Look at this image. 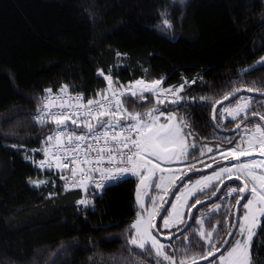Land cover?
I'll return each mask as SVG.
<instances>
[{"label":"trees","instance_id":"16d2710c","mask_svg":"<svg viewBox=\"0 0 264 264\" xmlns=\"http://www.w3.org/2000/svg\"><path fill=\"white\" fill-rule=\"evenodd\" d=\"M262 57L264 0H0V264L161 263L151 247L130 244L139 179L92 194L84 206L80 193L67 189L58 174L38 167L57 126L54 121L40 126L34 118L48 89L67 86L98 99L107 84L100 72L117 91L140 79L183 86L172 100L129 94L123 103L142 122L166 113L187 125L194 143L185 163L189 172L197 170L206 147L213 153L236 147L240 127L264 123L252 115L264 114V69L245 73ZM249 88L257 90L247 119L220 130L212 120L216 106L234 105L242 94L229 99L231 94ZM220 184L197 194L190 205L214 196ZM230 184L242 186L228 183L193 215L206 231L216 229L212 238L219 249L233 229L241 196L223 200ZM190 226L172 240L177 264H191L207 251L195 234L199 224L192 219ZM251 252L253 264H264V232H257Z\"/></svg>","mask_w":264,"mask_h":264},{"label":"snow or ice","instance_id":"6c2138e0","mask_svg":"<svg viewBox=\"0 0 264 264\" xmlns=\"http://www.w3.org/2000/svg\"><path fill=\"white\" fill-rule=\"evenodd\" d=\"M168 27L172 25L168 23L167 20L164 21ZM264 69V58H262L256 65H253L249 69L245 70V73H250L256 70ZM100 75H104L103 72ZM106 80L109 81V89L112 88V81L109 76L104 77ZM137 84H143V81H137ZM161 84L160 80L154 81L151 85H145V89L148 91H152L154 88H157ZM183 86H181L182 88ZM249 91H254L257 89L249 88ZM51 93V89L47 90ZM61 91L66 92L67 86H65ZM168 91H173L169 89ZM236 91H239L237 89ZM264 91V90H262ZM232 93L231 95H234ZM97 95H102L98 93ZM123 95V93H121ZM130 95L135 97L137 93L135 91H131ZM113 96H116V93L113 92ZM103 100H108V97L102 96ZM77 102L83 99L81 96H77L75 98ZM140 99H144L141 95ZM224 99H228L226 95ZM162 102V101H161ZM176 102V101H173ZM95 106L96 115H93V107ZM248 103L237 104L235 109L230 110L229 108H224V112H228V114L232 117L233 120L240 116L241 113L246 112L249 108ZM88 115L97 120L100 123L101 127H114L112 124V120H101L102 117H110L114 118L115 112L112 110H105V103L102 100H87L86 105H83ZM123 108V103L119 97L116 99L115 109L118 111ZM45 109H47V104H45ZM125 113H127V109H124ZM155 111V109L153 110ZM75 115V114H73ZM128 118L131 120L136 121V124L131 125L127 130L132 131L135 130L137 133V138L130 139L129 137L121 138L116 134L113 133L111 139L115 142L118 150V146L122 144L124 148L128 147V143L132 144V147L137 151L131 152L127 155L128 165L123 168H117L116 171L119 175H108V179L119 180L122 179L124 174L131 172L132 175H138L141 179V184L145 185L151 177L155 174L156 170L159 168V165H152V167H148L151 165V160L147 159V157L155 156L158 160L165 159L170 160L175 158L176 151L170 147V145H174L176 149L179 150L180 154L184 153V138L181 135V128L179 124H156V120L159 117H156L151 123H142L141 122V114L140 113H127ZM147 115L151 116V111L147 113ZM252 115H259L260 120L264 121V114L255 113L253 112ZM247 119V117H244ZM176 119L175 116H169L168 120ZM213 119H216L215 110ZM40 123H44L43 115L38 118ZM54 122L57 125H64L68 120H71L73 124H76L77 121L72 119L71 116L65 115L61 113L59 116L53 117ZM180 123H183L181 120ZM116 124H119V120L116 121ZM187 126V125H185ZM79 127V125H78ZM84 127L87 128L88 134H94V126L91 123L84 124ZM237 128L240 127L238 123L236 125ZM190 134V133H189ZM258 134V135H257ZM63 135V132H58L56 135V139L59 140L60 137ZM105 138L104 143L108 145V132L105 131L102 134H96L95 139L99 141L100 136ZM49 140L53 139V137L49 136ZM74 139L76 141H85L87 139L86 135H75ZM73 140V135L68 136V141L71 143ZM247 149L241 147V145H237L235 148L229 149L227 155L224 156L225 159L231 157L234 160H240L243 156H248L251 154L255 147L260 149V156L264 157V126L261 124L255 125V132L251 133L249 138L246 141ZM231 143V141H228ZM88 148H91V145H87ZM194 147V145H193ZM80 149V144H76L75 148L72 151H78ZM104 151V149H98L97 154L99 155L100 152ZM113 148L108 147V155L111 157ZM212 151V149H209ZM123 156V153H120ZM123 162V161H122ZM66 167V165H65ZM140 168H147L148 175H143L140 173ZM257 169L260 171L257 172ZM81 171H83L81 169ZM235 171L237 180H243V186L240 187H233L230 189V193L239 192L241 194L250 193L251 199H247V203L243 204L242 207L246 210L243 216V223L239 225L240 227V234L245 236L244 240H237L235 242V246L231 247V249L227 252V255L221 254L219 257V264H253L252 260V247H253V237L257 235V232L253 231V228L260 224L259 218H264V160H251L247 164H235L231 168H221L219 171L214 173V176L204 177L203 180H197V185H203V187L198 188V191L203 192L205 188L210 186V183L213 179L220 180L221 177L227 173L228 178L231 179L233 172ZM75 169L73 170V175L75 176ZM163 180V177H161ZM171 182V181H169ZM222 182V181H221ZM40 183H43L41 181ZM249 184L251 187L249 188ZM83 186V185H81ZM156 187H161L160 184L155 185ZM97 187H101L100 184H97ZM167 191V189H164ZM215 192H213V195ZM189 195H195L194 192H189ZM177 201H181V196L176 197ZM246 199L245 195H241L239 199L235 201L236 205H240V201ZM137 200H140L139 189L137 190ZM187 197L184 198L183 203L181 204H172L173 213H169L167 216L162 217L163 219V227L168 229L173 226H179L185 224L182 214L179 211L180 207H183L186 204ZM81 204H87L86 200L79 201ZM201 203L199 199H197L192 205H188L189 208H194L196 204ZM219 208V206H217ZM167 212V209H164ZM158 214V209H154L152 212L148 213V220L144 221L140 218L137 219L135 223L132 224V228L135 229V235L131 238L130 243L139 249H145L146 245L151 242V248L155 250L157 256H163V259L168 260L170 264H175L173 259L163 252L165 245L161 244L160 241L154 236L151 232V229L156 228L157 226L154 225L151 221L152 218ZM194 223L201 225V230L196 232L200 238V240L204 241V244L207 246V251L199 256L198 258L194 257L192 259V264H196L197 259H204L207 260L209 257H214L215 253L219 251V248L216 247V242L213 241V232L216 231L215 228H212L210 231L203 230V220H195L194 216L192 217ZM187 228H191L190 225L186 226ZM184 231V229H181ZM258 231L264 232V226H261ZM228 235H232L231 232ZM170 238V237H169ZM224 243H228V241H224ZM180 264H185L184 260L180 261ZM255 264H260L259 261H255Z\"/></svg>","mask_w":264,"mask_h":264},{"label":"built area","instance_id":"2783aa9c","mask_svg":"<svg viewBox=\"0 0 264 264\" xmlns=\"http://www.w3.org/2000/svg\"><path fill=\"white\" fill-rule=\"evenodd\" d=\"M100 76L104 78L108 75L104 73V75ZM163 88L165 87L163 83H161L159 89H153L152 91L143 93L155 95L160 101L164 102L173 99L181 86ZM169 89L173 91H168ZM105 90L106 93L103 96L108 97V100L105 101L102 97L92 100H102V102L105 103V110L110 109L115 112L112 121L114 127H101L100 123L92 119L83 107V105H86L87 100H89L86 98V95L83 93H75L70 88H68L66 92L60 89L57 92L45 93L42 97L43 108L34 117L35 121L40 126L45 125L47 122L54 121L53 117L59 116L61 113L71 116L72 119L77 121L76 124H73L71 120H68L66 124L56 126L51 135L53 139H48L43 149V159L38 163V167L42 170H48L53 174H58L67 189L75 190L80 193V201H88L92 194L101 192L125 179L135 178L137 176L129 172L124 174L123 178L119 180L107 178L108 175H119L116 171L118 167L123 168L125 166H130L128 165L127 155L131 154L130 150L131 152L137 151L132 147L130 142L127 148H124L121 144L118 146L117 150V146L111 137L113 133H116L121 140L123 137H129L130 139L137 138L135 130H127L131 125L136 124V121L128 118L127 113H130L128 110L127 113H125L124 109L127 108L123 103V97L130 94L131 91L137 93L138 90L130 88L127 89L126 93H124V91L118 92L113 88L109 89V83ZM113 92L116 93V96H113ZM121 93H123V95H121ZM77 96H81L83 99L77 102L73 99ZM117 97H119L123 103V108L118 111L115 109ZM45 104H47V109H45ZM92 107L94 109L93 115H96L95 106ZM42 115L44 123H40L38 120ZM100 119L103 120L102 118ZM117 120H119V124H116ZM86 123H91L94 126V134H88L87 128L84 127ZM105 131L108 132L107 146L104 143L105 138L102 135L99 141L95 139L96 134H102ZM58 132H63L59 140L55 138ZM69 135H73L71 143L68 141ZM75 135H86L87 139L85 141H76L74 139ZM76 144H80V149L78 151H72ZM87 145H91V148H88ZM108 147L113 148L111 157L108 155ZM98 149H104V151L100 152L98 155ZM120 153L124 155L121 156ZM147 159L153 161L151 157H147ZM74 169L76 173L75 176L73 175ZM81 169L83 171H81ZM97 184H100L101 187H97ZM82 205L86 206L87 204Z\"/></svg>","mask_w":264,"mask_h":264},{"label":"rangeland","instance_id":"374dc122","mask_svg":"<svg viewBox=\"0 0 264 264\" xmlns=\"http://www.w3.org/2000/svg\"><path fill=\"white\" fill-rule=\"evenodd\" d=\"M137 81H143V84H137L136 83ZM137 81L131 83L130 85L125 86L124 89H123L124 93H126L127 89H130V88L138 90L137 93H143V92L148 91V90L144 89L145 85L146 84L147 85H151L152 84V83L147 82V81L142 80V79L137 80ZM161 83H163V82L161 81ZM160 85L157 88H154V90L155 89H159ZM67 89H68V87H67ZM163 89H165V88H163ZM181 90L182 89L180 88L176 92L177 96H178V94H179V92ZM160 92H161V90H160ZM252 98H253V95L251 93H244V94H242L240 96V98L236 101V103L234 105H229V104L222 105L218 109V112L216 113L217 114V125H218V128L220 130H225V129H223V126H225L227 122L236 121V120L240 119L241 117L246 116V114L250 111L251 104H252ZM242 103H248L250 106H249V108L247 109L246 112L241 113L240 116H237V118L235 120L232 119V117L228 114V112H224L223 111L224 108H229L230 110L235 109L237 104H242ZM170 115L171 116H175L174 114H166V113L154 114L148 121H145V122H142V123H151L156 117H159V119L156 120V124L157 125L164 124L166 122L170 123V124H179V126L181 128V135L184 138V149H185L184 153L180 154L179 150L176 149L174 145H170V147L173 148V150H175L176 153H177L175 158H173L170 162L166 163V162L161 161L160 159L158 160L155 157L156 160L158 162H160L162 165L158 164L159 168L156 170L155 174L151 177V180H149L147 182L146 186L143 185V187L139 189V194H140L139 202L137 200V195H136V200H137V205H138V209L139 210H138V214H137L136 220L133 223H135L138 218H140L141 220H144V221L148 220V218H149L148 217V213L152 212L154 209H158V214L155 215L152 218V221H151L154 224L156 219H157V217H158V215H159V213L164 208L170 193L172 192L174 187L177 185V183L181 180V178L185 175V173L190 168V167H186L185 163H186V160H187L189 154L191 153V150L194 148L193 147L194 143L191 141V137L189 136V132H188L185 124L184 123H180V121L177 118L174 119V120H168V117ZM261 125L264 126V123L261 124ZM239 130H240V133H241V137H240V139L238 141V144L241 145V147L247 149L248 145H247V143H244L243 141H246L249 138L250 134L255 132V127L254 128H249V127L243 125L242 127L239 128ZM209 149H212V151H209ZM251 154H260V149L258 147H255L253 149V151L251 152ZM203 155H204L203 156L204 158L194 165L195 167H197V169H201V170L208 169V168L212 167L213 165L228 159V158L227 159L224 158V156L226 154L213 153V148L209 147V146L206 147L203 150ZM229 160H234V159H232L230 157ZM251 160L259 161V160H264V158L259 157V156H255V157H252V158H249V159H246V160H242L241 163H239V161H233L231 164H226V165L217 167L214 170L208 171L206 173H199V174H197L195 176L189 177L188 180L173 195L172 200H171V202L169 204V207H168L167 212L165 213L164 217L167 216L169 213H173L172 204H178L179 205V204L183 203L184 198L187 197L186 204L183 207L179 208V211L182 214L183 219L185 221L186 212L188 210V205H190L191 199L194 198L197 194L200 193V191H198V188L203 187L202 184L201 185H197L196 184L197 180H203L204 177L214 176V173L219 171L221 168H231L235 164H242V163L243 164H247ZM152 165H157V164L151 162V165H148V167L150 168V167H152ZM139 171L143 175H148L147 168H140ZM259 171L260 170L257 169V172H259ZM233 176H236L235 171L233 172L232 177ZM161 177H163V180H161ZM226 178H228L227 173H225L221 177L220 180L213 179L211 181V183H210V186L205 188L204 191L208 190L213 185L219 184L221 181H224ZM140 181H141V179H140V176H139V182ZM169 181H171V182H169ZM157 184H160L161 187H159V188L156 187L155 185H157ZM233 187H237V186L234 185V184L228 185V188L224 192L223 200H225L227 196H234V195L237 194V192L236 193H230V189L233 188ZM250 187H251V184H250ZM165 188L167 189V191L164 190ZM189 192H194L195 195H189ZM177 196H181V201H177V199H176ZM248 199H251V195L248 197ZM245 203H247V200L243 204H245ZM245 211L246 210L242 207V212H241V215H240V223H239V225L241 223H243V216H244V212ZM258 219H260V224H258L256 227L253 228V231H255V232H258V229L261 226V221H262L263 218H259L258 217ZM199 220H202V219H199ZM182 225L173 226V227H170L168 229H165L163 227V219H162L158 223V232H159V234L161 236H159L157 234V232L155 231L154 228L151 229L152 234L154 236H156V238L160 241L161 244L165 245V247L163 249V252L165 254H167L168 256H170L173 259V261L175 262V264H177L176 263L177 255L174 254V245H175V243L173 241H165L163 239V237H168V236L173 235L174 233H176L177 231L180 230V227ZM199 226H200V230H201V225L199 224ZM203 230L206 231V229L204 227V224H203ZM237 231H238L237 236H236V233L234 235L235 239L233 241V244L230 247H228V249L223 253V255L226 256L227 252L231 249V247L235 246V242L237 240L243 241L245 236L247 235V233H245L244 235L240 234V227L239 226H238ZM133 232H134L133 233V236H134L136 234L135 233V229H133ZM255 237H256V235L253 237V241H254ZM176 244H177V242H176ZM147 247H151V242L150 241L146 245L145 249ZM219 257L217 259L207 263V264H219ZM157 258H158V261L161 262L162 264H170V262L168 260L163 259V256H157ZM161 263H159V264H161Z\"/></svg>","mask_w":264,"mask_h":264},{"label":"water","instance_id":"95a60500","mask_svg":"<svg viewBox=\"0 0 264 264\" xmlns=\"http://www.w3.org/2000/svg\"><path fill=\"white\" fill-rule=\"evenodd\" d=\"M262 58H264V57H262ZM262 58H261V59H262ZM261 59H259L254 65H256ZM251 67H252V66H251ZM249 68H250V67H249ZM249 68H247V69H249ZM244 93H251L252 95H255L252 91H248V90H240V91H237V92H236L231 98H229V99H232V98H234L235 96H239V95L244 94ZM260 96H261V97H264V95H260ZM229 99L225 100L224 103L227 102V101H229ZM218 107H219V105L216 106V108L214 109V110H215V113H216ZM213 115H214V112H213ZM212 120H213L214 125L217 126V124H216V119H213V118H212ZM255 156L262 157V156H260V154H250V155H248V156H243V157H241L240 160H241V161H242V160H246V159H249V158H252V157H255ZM262 158H264V157H262ZM160 160L163 161V162L168 163V162H170L172 159H170V160L160 159ZM233 161H238V160H227V161L219 162V163L213 165L212 167H210V168H208V169H203V170H201V169H197V170H193V171H190V172L186 173V174L181 178V180L177 183V185L174 187V189L172 190V192L170 193V195H169V197H168V199H167V202H166L164 208L161 210V212L159 213V215H158V217H157V219H156V221H155V223H154V225L157 226L156 228H154L155 231L157 232V234H158L159 236H161V235L159 234V232H158V223H159L160 219L162 218V216H163L164 213H165L164 209H166V208L169 206V204H170V202H171V200H172L173 195H174V194L177 192V190H178V189H179V188H180V187H181V186H182V185L188 180L189 177L194 176V175L199 174V173H206V172H208V171L214 170V169H216L217 167H220V166H223V165H226V164H231ZM232 181H238V182H240V183L242 184V186H243V183H244V181H243L242 179H241V180H237V179L235 178V176H233L231 179H229V178L225 179V180L219 185V187H218L216 193L214 194V196H212V197L209 198V199H206V200L201 201V203L196 204V206H195L194 208H191V209H190L189 214H188L187 222L185 223V225L183 226V228H181V229H184V231H181V229H180L179 231H177L176 233H174V234L171 235V236L163 237V239H164L165 241H172V240L178 238L179 236H181V235H182V234L188 229L186 226H187V225H191V223H192V217H193L195 211H196L199 207L204 206V205H206V204H208V203L214 201V200H215V199L221 194L223 188H224L228 183H230V182H232ZM248 194H249V193L246 192V193L241 194V195H245V196L247 197ZM244 200H245V199L241 200V201H240V205H237V207H236V211H235V222H234L233 229H232V231H231L232 235H229L228 238H227V240H226V241H228V243H225V244L219 249V251L215 253V256H214V257H209L207 260H204V259H203V260L197 261L196 264H207V263H209V262L215 260L216 258H218L221 254H223V253L228 249V247L230 246L231 241H232V239H233V237H234V235H235V233H236V231H237V229H238L239 223H240V211H241V207H242V205H243ZM169 237H170V238H169ZM191 264H192V263H191Z\"/></svg>","mask_w":264,"mask_h":264},{"label":"flooded vegetation","instance_id":"af4514ba","mask_svg":"<svg viewBox=\"0 0 264 264\" xmlns=\"http://www.w3.org/2000/svg\"><path fill=\"white\" fill-rule=\"evenodd\" d=\"M139 185H140V188H142V187H143V185L141 184V181L139 182Z\"/></svg>","mask_w":264,"mask_h":264},{"label":"bare ground","instance_id":"6f19581e","mask_svg":"<svg viewBox=\"0 0 264 264\" xmlns=\"http://www.w3.org/2000/svg\"><path fill=\"white\" fill-rule=\"evenodd\" d=\"M76 92V91H75Z\"/></svg>","mask_w":264,"mask_h":264}]
</instances>
